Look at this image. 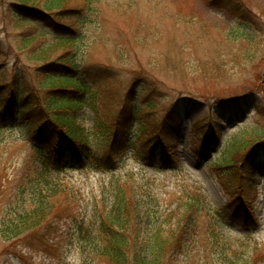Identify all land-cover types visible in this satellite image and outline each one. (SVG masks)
I'll return each instance as SVG.
<instances>
[{"label": "rangeland", "instance_id": "rangeland-1", "mask_svg": "<svg viewBox=\"0 0 264 264\" xmlns=\"http://www.w3.org/2000/svg\"><path fill=\"white\" fill-rule=\"evenodd\" d=\"M230 1L65 0L61 10L48 11L53 4L46 0L42 21L22 15L24 0H0V100L14 91L12 85L21 98L26 90L27 101L37 106L26 111L34 122L39 106L52 97L46 78L66 66L68 52L57 40L72 38L69 56L88 86L82 108L71 100L78 106L76 123L94 149L116 148L119 158L108 175L76 166L52 173L59 178L52 182L56 188L69 190L68 200L59 198L60 213L6 241L7 226L35 208L26 182L38 178L43 163L30 146L28 121L0 116V264H98L72 241L69 219L73 209L78 217L91 213L112 176L127 191L167 203L201 191L215 210L230 205L228 219H201V243L173 264H217L216 252L207 248L211 237L229 252L248 250V260L255 246L256 257L264 260V0H242L251 13L235 14ZM68 10L75 12L63 16ZM49 48V58H43ZM41 116L40 124L50 121V115ZM99 124L111 126L113 145ZM206 131L218 138L201 155ZM238 137L249 146L240 156L243 170L235 168L250 174L241 180L237 174L229 179L215 158ZM157 139L166 145L148 150Z\"/></svg>", "mask_w": 264, "mask_h": 264}, {"label": "trees", "instance_id": "trees-1", "mask_svg": "<svg viewBox=\"0 0 264 264\" xmlns=\"http://www.w3.org/2000/svg\"><path fill=\"white\" fill-rule=\"evenodd\" d=\"M44 1L46 0H24V6L20 8L22 15L26 18L46 21L44 16L47 13L41 8ZM50 3L53 5L48 6V11L54 8L61 10L65 0H50ZM213 4L217 5L215 2ZM244 5L242 0H232L228 7L236 9L230 10L229 8L234 14L251 13L249 7ZM221 7H226V5L222 4ZM74 12L68 10L63 16ZM50 18L55 21L53 16ZM57 41L59 47L64 45L63 48L68 52L65 56L66 66L64 70L56 69L53 76L46 78L45 83L49 85L52 97L50 101H47L45 108L42 109L39 106L41 114L37 116L38 118L34 122L28 120L26 111H32L37 106L34 108L33 103L30 104L27 101L29 95H26V90L21 98L16 94L17 91L12 85L14 91L10 90L0 100L1 117L11 115L13 119L28 121L26 129L32 139L30 146L35 151V156L43 163L42 168H37L38 178L29 183L26 182V189L30 190L29 195L34 196L35 208L34 210L29 209L27 215L20 216L17 221L7 226L4 234V237L8 238L6 241L31 229L37 230L47 222L50 215L60 213L62 204L59 203V198L63 196L68 200L69 197L65 193L69 190L60 192L52 183L59 178L53 176L52 173L60 174L72 169L71 166H76V170L108 171L103 172L108 175L119 163L116 148H111L110 152L94 149L87 139L84 128L76 123L75 111L78 106H73L71 100L77 101L79 107L82 108L83 101L88 98L86 96L88 86L86 87L80 79L81 70L77 67L75 59L69 56L75 41L69 37ZM51 49L45 50L42 57L49 58ZM3 88L0 82V91ZM72 94L76 96L72 97ZM19 111L21 113H18ZM41 115L43 117L50 115V121L44 120L40 124L43 121H39ZM109 127L104 124L100 126V129L104 130L107 142L113 145L112 142L116 139L111 138ZM216 138L218 137L214 132L206 131L201 155L209 151L211 140ZM157 140H151L147 149L151 150L159 146L158 142L160 145H166L162 139ZM246 148L249 146L241 138H233L224 146L222 155L215 157L219 163L217 167L226 168L224 170H227L229 179H232L231 176L235 177V174L240 175V180L249 177L250 174L244 175L242 171H236L241 168L239 166L240 159H242L240 156ZM104 157L106 159H103ZM65 165L68 166L65 167ZM176 168L174 170L178 169ZM119 182L120 179L112 176L110 189H107L106 185L101 186L103 191L108 190V192L103 193L102 201L96 202L91 208V213H82L81 217L76 216V209L71 210L70 213L69 220H74L72 241L81 243V247L88 256L94 258L93 263L99 259L98 264H173L179 256H184L189 251L192 244L201 243L199 231L202 218L214 220L215 218H227L229 215L230 205L215 210L208 196L201 191L196 194H186L185 197H175L172 203H167L166 200L160 201L152 194H136L132 190L127 191L124 186L118 184ZM43 185L45 187L51 185L52 189L41 187ZM223 187L228 194L232 195L234 190L231 187L226 185ZM22 193L26 194V190ZM74 194L75 198L79 196L78 192ZM236 207L239 208V205ZM217 240L218 237H211L207 240V248L216 252L217 264H264V260L261 262L256 257L257 247L254 246L251 249V258L248 260V257L243 256L248 250L229 252V248ZM100 259L104 262L102 263Z\"/></svg>", "mask_w": 264, "mask_h": 264}]
</instances>
